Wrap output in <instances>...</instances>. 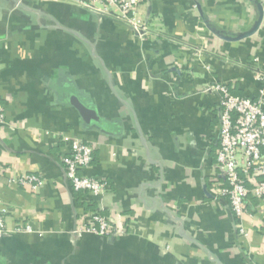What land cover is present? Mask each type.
<instances>
[{"label": "crops", "instance_id": "obj_1", "mask_svg": "<svg viewBox=\"0 0 264 264\" xmlns=\"http://www.w3.org/2000/svg\"><path fill=\"white\" fill-rule=\"evenodd\" d=\"M140 16L143 39L77 0H0V202L35 232L4 235L0 264H264V203L242 238L212 186L221 105L206 92L260 96L264 0H144ZM71 138L94 148L102 196L68 181ZM22 174L44 186L6 183ZM94 208L119 236L76 234Z\"/></svg>", "mask_w": 264, "mask_h": 264}, {"label": "built area", "instance_id": "obj_2", "mask_svg": "<svg viewBox=\"0 0 264 264\" xmlns=\"http://www.w3.org/2000/svg\"><path fill=\"white\" fill-rule=\"evenodd\" d=\"M78 4L98 16L112 19L126 26L134 35L145 38L150 35L148 25L140 16L144 0H77ZM263 87L257 99L234 95L227 85L211 84L208 93L220 97L221 116L219 125V148L212 186L216 195L227 200L236 218L237 230L242 238L249 232L244 218H253L249 210L251 198L264 203V74H258ZM5 123L4 107L0 103V124ZM68 152L63 164L68 181L76 192L91 197L102 196L108 190V182L86 173L94 162V148L80 139H66ZM6 170L0 158V180ZM6 183L11 186L30 188L37 193L43 186L42 177L35 174L9 175ZM8 210L0 202V239L6 234L35 233L30 224L18 223L8 227ZM88 222L79 226L76 234H91L115 238L120 232L109 219L97 212L86 216Z\"/></svg>", "mask_w": 264, "mask_h": 264}, {"label": "trees", "instance_id": "obj_3", "mask_svg": "<svg viewBox=\"0 0 264 264\" xmlns=\"http://www.w3.org/2000/svg\"><path fill=\"white\" fill-rule=\"evenodd\" d=\"M96 211H97L96 208H94V209H93V212H96Z\"/></svg>", "mask_w": 264, "mask_h": 264}, {"label": "water", "instance_id": "obj_4", "mask_svg": "<svg viewBox=\"0 0 264 264\" xmlns=\"http://www.w3.org/2000/svg\"><path fill=\"white\" fill-rule=\"evenodd\" d=\"M80 109H82V107L80 106Z\"/></svg>", "mask_w": 264, "mask_h": 264}]
</instances>
